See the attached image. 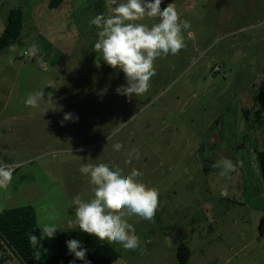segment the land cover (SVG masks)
<instances>
[{
	"label": "rangeland",
	"instance_id": "1",
	"mask_svg": "<svg viewBox=\"0 0 264 264\" xmlns=\"http://www.w3.org/2000/svg\"><path fill=\"white\" fill-rule=\"evenodd\" d=\"M48 1L0 0V35L10 10L25 16L19 42L0 51V163L15 167L0 210L32 206L38 226L59 227L45 238L52 244L79 229L74 201L94 197L82 164L136 169L158 190V206L150 221L124 211L143 252L105 240L120 254L113 264H179L181 244L186 264H264V0H161L190 24L185 47L156 58L150 87L131 98L116 92L124 74L94 50L90 21L108 14V0H68L54 11ZM33 44L35 55L23 56ZM38 91L44 100L26 106ZM222 160L233 168L217 167ZM0 262L20 264L7 250Z\"/></svg>",
	"mask_w": 264,
	"mask_h": 264
},
{
	"label": "clouds",
	"instance_id": "2",
	"mask_svg": "<svg viewBox=\"0 0 264 264\" xmlns=\"http://www.w3.org/2000/svg\"><path fill=\"white\" fill-rule=\"evenodd\" d=\"M108 6V14L96 15L90 21L98 29L94 50L100 53L106 65L124 74L126 85L117 88V94L128 98L139 96L150 87V78L155 75V59L175 55L185 47L182 30H187L190 24L179 20L172 4L162 8L161 0H108ZM142 18L156 19V22L150 26L138 23ZM37 50V45L33 44L28 50L30 53L24 52L23 56L31 57ZM42 97L43 91L34 92L24 103L37 108L44 100ZM63 120L75 122L78 117L74 120L71 113H66ZM113 147L119 151L123 146L116 143ZM134 156L139 159V152ZM127 159L131 161L133 154ZM220 165L226 171L233 168L229 160L218 162L217 167ZM14 170V166L0 163V189L9 187ZM80 172L94 186V197L89 201L79 198L74 201L75 223L79 230L100 241L108 240L125 250L139 249L142 253L140 239L123 214L126 211L146 221L152 220L158 206V190L140 182L137 179L140 173L136 169L124 173L122 169L111 168L106 163H84ZM37 229L40 237L34 234L29 237L34 248L45 238L54 239L60 231L55 223H44ZM65 243L75 260L91 264L86 259L88 250L80 240L70 239Z\"/></svg>",
	"mask_w": 264,
	"mask_h": 264
},
{
	"label": "trees",
	"instance_id": "3",
	"mask_svg": "<svg viewBox=\"0 0 264 264\" xmlns=\"http://www.w3.org/2000/svg\"><path fill=\"white\" fill-rule=\"evenodd\" d=\"M66 1L68 0H49L46 5L47 10H57ZM24 18L20 9L9 11L6 26L0 35V51L19 42ZM257 98L258 100L264 98V87ZM260 115L261 112L257 110L256 120ZM257 160L264 189V150L257 153ZM38 227L36 211L30 205L0 210V250L9 251L20 264H82L68 253L65 243L70 239H78L88 250L86 259L91 261V264H113L120 257L119 252L107 241H100L79 229L61 232L52 244H48L46 239H43L34 248L29 243V237L32 234L40 237ZM189 257V248L183 244L179 245L176 249L177 262L186 264Z\"/></svg>",
	"mask_w": 264,
	"mask_h": 264
},
{
	"label": "built area",
	"instance_id": "4",
	"mask_svg": "<svg viewBox=\"0 0 264 264\" xmlns=\"http://www.w3.org/2000/svg\"><path fill=\"white\" fill-rule=\"evenodd\" d=\"M25 55H27V54L25 53Z\"/></svg>",
	"mask_w": 264,
	"mask_h": 264
}]
</instances>
